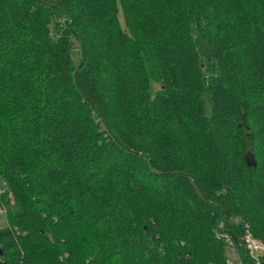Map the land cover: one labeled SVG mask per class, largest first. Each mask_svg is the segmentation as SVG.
I'll list each match as a JSON object with an SVG mask.
<instances>
[{
  "label": "trees",
  "instance_id": "1",
  "mask_svg": "<svg viewBox=\"0 0 264 264\" xmlns=\"http://www.w3.org/2000/svg\"><path fill=\"white\" fill-rule=\"evenodd\" d=\"M0 206V264H264V0H0Z\"/></svg>",
  "mask_w": 264,
  "mask_h": 264
},
{
  "label": "built area",
  "instance_id": "2",
  "mask_svg": "<svg viewBox=\"0 0 264 264\" xmlns=\"http://www.w3.org/2000/svg\"><path fill=\"white\" fill-rule=\"evenodd\" d=\"M243 242L247 252L257 259L259 256L257 251H259V249H261L263 246L260 240L252 234L249 228H246L244 232Z\"/></svg>",
  "mask_w": 264,
  "mask_h": 264
},
{
  "label": "rangeland",
  "instance_id": "3",
  "mask_svg": "<svg viewBox=\"0 0 264 264\" xmlns=\"http://www.w3.org/2000/svg\"><path fill=\"white\" fill-rule=\"evenodd\" d=\"M158 86V82H154L153 83V87H157ZM154 89H156V88H154ZM206 111L208 112L209 111V109H210V104H209V102H208V100H206ZM0 224L1 225H4L5 224V217H4V215L2 214V207L0 206ZM263 252V247L261 248V249H259V251H257V254L258 255H260V253H262ZM228 253H229V258H233V257H236V252H235V250H233V249H231V248H229L228 249Z\"/></svg>",
  "mask_w": 264,
  "mask_h": 264
},
{
  "label": "water",
  "instance_id": "4",
  "mask_svg": "<svg viewBox=\"0 0 264 264\" xmlns=\"http://www.w3.org/2000/svg\"><path fill=\"white\" fill-rule=\"evenodd\" d=\"M249 163H251V162L249 161ZM1 251H2V250L0 249V253H1Z\"/></svg>",
  "mask_w": 264,
  "mask_h": 264
}]
</instances>
